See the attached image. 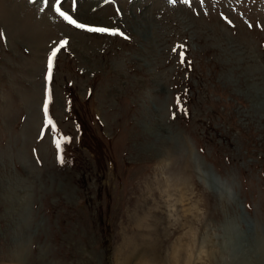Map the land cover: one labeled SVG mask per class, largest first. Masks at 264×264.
Listing matches in <instances>:
<instances>
[{
  "label": "rangeland",
  "instance_id": "rangeland-1",
  "mask_svg": "<svg viewBox=\"0 0 264 264\" xmlns=\"http://www.w3.org/2000/svg\"><path fill=\"white\" fill-rule=\"evenodd\" d=\"M55 3L0 0V264H264V0Z\"/></svg>",
  "mask_w": 264,
  "mask_h": 264
},
{
  "label": "snow or ice",
  "instance_id": "snow-or-ice-1",
  "mask_svg": "<svg viewBox=\"0 0 264 264\" xmlns=\"http://www.w3.org/2000/svg\"><path fill=\"white\" fill-rule=\"evenodd\" d=\"M171 3H175L176 0H170ZM184 3H189V0H183ZM45 3H47V0H45ZM54 10L61 16L63 17L65 20H67L69 23L71 24H75L77 27L79 28H86L88 27L87 25L84 24H80L78 23L75 19H73L68 13L62 11L61 7H60V0H56V3L54 5ZM88 30L90 31H96V32H112L113 34H116L118 32V30L115 29H109V28H89ZM121 35H123V33H120ZM0 38H3V33L0 32ZM67 43V41H61L59 47H56L52 50L49 59H48V76L47 78L50 80L51 79V71H52V66H53V60L56 57L57 53L59 52L60 48H62L65 44ZM183 57V54H181ZM47 109H48V100L45 101L44 104V111H45V115L47 116ZM47 123L50 125L52 124L51 119L47 120ZM67 139V138H65ZM60 142L57 141V147H59Z\"/></svg>",
  "mask_w": 264,
  "mask_h": 264
},
{
  "label": "bare ground",
  "instance_id": "bare-ground-1",
  "mask_svg": "<svg viewBox=\"0 0 264 264\" xmlns=\"http://www.w3.org/2000/svg\"><path fill=\"white\" fill-rule=\"evenodd\" d=\"M87 2V1H86ZM86 7V6H85ZM91 13V12H90ZM144 26H145V24H144ZM144 28H146V27H144ZM30 116V115H29ZM29 118V117H28ZM30 118L32 119V123H37V117H36V113H33V114H31V116H30ZM28 122V121H27ZM28 135H30V134H28ZM31 136V135H30ZM28 158L29 157H27V160H26V162H28ZM24 161H25V158H24ZM31 162V161H30ZM29 162V163H30ZM29 166V165H28ZM28 196V195H27ZM29 197V196H28ZM27 199V198H26Z\"/></svg>",
  "mask_w": 264,
  "mask_h": 264
}]
</instances>
